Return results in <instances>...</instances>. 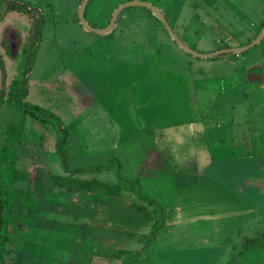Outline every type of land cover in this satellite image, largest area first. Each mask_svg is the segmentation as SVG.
<instances>
[{
  "label": "rangeland",
  "instance_id": "rangeland-1",
  "mask_svg": "<svg viewBox=\"0 0 264 264\" xmlns=\"http://www.w3.org/2000/svg\"><path fill=\"white\" fill-rule=\"evenodd\" d=\"M125 1L90 0L85 19L103 27ZM143 1L169 9L172 30L199 53L253 40L263 29L264 0ZM13 2L43 21L31 49L26 100L60 117L69 166L109 164L82 177L111 183L118 174L139 176L142 191L164 208L165 221L142 249L148 225L107 220L114 204L139 202L125 193L113 205L97 201L102 210L88 232L79 220L77 228L45 229L40 237L26 232L29 239L7 245L6 264H264V37L239 53L199 57L142 6L124 8L111 31L97 33L79 21L82 0ZM1 15L7 90L21 66L30 16L0 0ZM17 119L0 101V140ZM35 127L44 134L42 145L21 148L18 165L31 173L39 168L45 177L66 175L54 137ZM43 181L48 188L50 180ZM50 189L54 195L62 190ZM67 201L79 202V193L70 192ZM119 249L132 250L131 257L115 258Z\"/></svg>",
  "mask_w": 264,
  "mask_h": 264
},
{
  "label": "trees",
  "instance_id": "trees-1",
  "mask_svg": "<svg viewBox=\"0 0 264 264\" xmlns=\"http://www.w3.org/2000/svg\"><path fill=\"white\" fill-rule=\"evenodd\" d=\"M13 7L29 14L30 26L27 40L20 53L23 58L19 72L10 80L7 90H5L6 72L0 58L3 86L0 90V101L4 100L18 114V119L1 133L0 140V264H6L5 256L10 252L7 245L13 244L17 238L29 239L33 236V232L38 233V237H40L43 230H56L61 226L75 228L76 220L80 221V227L85 230L95 227L92 222H94L96 214L101 213L102 210L96 206L97 201L103 202V207L113 205V201L125 193L133 194L139 202L132 201L127 205L119 204L120 206L114 204L112 211L108 213L107 220L125 224L148 225V232L141 234L139 238L143 243L142 249L148 248L161 231L165 215L164 208L158 201L142 191L139 176L128 178L118 174L116 183L101 181L95 177H82L106 170L109 168V164L70 167L65 149L68 131L65 127H61L60 117L50 110L26 100L28 74L32 60L31 49L38 44L43 21L40 16L33 15L26 7L14 2L7 5L6 8ZM168 10L165 11L166 14ZM84 14H86V8ZM102 26L104 27V25ZM262 28H264V20L260 22V30ZM10 32L8 29L5 30V37L8 39H10ZM14 32L15 39L19 38V32L16 30ZM36 124L54 137L53 150L66 175L51 174L49 177H45L39 168L31 173L28 169L18 165L21 148L27 149L33 145H42L44 134L39 132V129L35 127ZM44 178L50 180L46 189ZM19 182L33 183L34 188H23L17 185ZM52 186H57L62 190L54 195L50 189ZM70 192L79 193V202L67 201ZM124 210L128 211V214L120 216L121 211ZM13 230H17L20 235L15 236ZM113 230L117 234L121 233L119 228ZM26 232L31 233L29 238H26ZM87 237L89 238V236ZM131 254L132 250L119 249L113 256L117 258L125 255L124 259H128Z\"/></svg>",
  "mask_w": 264,
  "mask_h": 264
},
{
  "label": "water",
  "instance_id": "water-1",
  "mask_svg": "<svg viewBox=\"0 0 264 264\" xmlns=\"http://www.w3.org/2000/svg\"><path fill=\"white\" fill-rule=\"evenodd\" d=\"M88 1L89 0H82L81 4L79 6V10H78L79 21L81 22V24L86 29L93 31V32H97V33H107L113 29L120 12L124 8L131 7V6H142V7H145L151 11V13L163 24V26L165 27L167 32L171 35L173 40L178 43V45L180 47H182L185 51L192 53L194 55H197L199 57H211V56H215L217 54H222V53H239V52H242V51L248 49L249 47L255 45L264 37V28H263L262 31L259 33V35L256 36L253 40H251L247 44H244L241 46H235V47H226V48L218 49V50H215V51L209 52V53H199L196 50L192 49L189 45L184 43L178 37V35L172 30L171 26L169 25V23H168L165 15L163 14L162 10L150 2L143 1V0H128V1H125L123 3H120L119 5L116 6L114 11L112 12L111 17L109 19V22L106 26L94 27L86 21L85 16H84L85 7H86ZM1 76H2V74H1Z\"/></svg>",
  "mask_w": 264,
  "mask_h": 264
},
{
  "label": "flooded vegetation",
  "instance_id": "flooded-vegetation-1",
  "mask_svg": "<svg viewBox=\"0 0 264 264\" xmlns=\"http://www.w3.org/2000/svg\"><path fill=\"white\" fill-rule=\"evenodd\" d=\"M2 2H3L4 5H5V9H8V8H6L7 5H9V4H8V0H2ZM14 3H16V2H14ZM16 4H19V5H21V6L24 5V4H22L21 2L16 3ZM24 6H26V5H24ZM26 7L28 8V6H26ZM85 8H86V7H85ZM29 11L31 12L30 9H29ZM162 12H163V14L165 15V17H166V19H167V21H168V19H169V15L166 14L164 10H162ZM84 13H85V11H84ZM84 16H85V14H84ZM168 23H169V22H168ZM107 24H108V23H107ZM107 24H106V25H107ZM161 24H162V23H161ZM169 25H170V23H169ZM250 40H251V39H250ZM250 40L247 41V42H244V43L242 42V44H241V42H239L238 44H235V46H241V45L247 44V43L250 42ZM225 44H228V43H225ZM225 44L220 45L216 50H218V49H222V48H226V47H235V46H233V45H229V46H227V45H225Z\"/></svg>",
  "mask_w": 264,
  "mask_h": 264
}]
</instances>
